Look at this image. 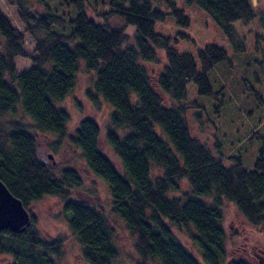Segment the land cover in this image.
Here are the masks:
<instances>
[{"label":"trees","instance_id":"16d2710c","mask_svg":"<svg viewBox=\"0 0 264 264\" xmlns=\"http://www.w3.org/2000/svg\"><path fill=\"white\" fill-rule=\"evenodd\" d=\"M7 1L24 28L13 26L0 10V119L21 105L34 128L56 134L59 143L66 138L68 114L55 102L74 87L81 70L94 75V94L87 93L95 104L99 95L113 107L104 140L120 169L101 149L95 120H79L69 139L87 168L107 183L111 214L135 237L134 264H254L228 252L222 203L230 202L264 231V147L251 169L239 158L229 162L230 156L214 155L190 133L186 112L192 105L180 103L189 81L199 93H213L207 72L226 57L225 48L215 43L198 48V68L190 52L176 51L168 36L156 32L155 21L168 15L189 25L176 0H162L165 9L152 0H107L102 10L87 0ZM184 2L203 9L227 34L235 21L256 15L264 27V8L259 13L248 0ZM36 6L41 13L33 11ZM127 26L132 28L126 33ZM25 35L33 39L32 65L18 72L14 58L25 55ZM157 49L165 64L152 72L146 65L157 63ZM0 181L31 216L21 233L0 230L3 264H58L61 239L42 238L29 209L45 197L61 203L86 262L114 264L120 248L107 214L73 195L82 186L76 169L63 168L57 176L38 159L34 135L19 120H0ZM181 181L188 189H181ZM182 229L198 254L177 237Z\"/></svg>","mask_w":264,"mask_h":264},{"label":"rangeland","instance_id":"374dc122","mask_svg":"<svg viewBox=\"0 0 264 264\" xmlns=\"http://www.w3.org/2000/svg\"><path fill=\"white\" fill-rule=\"evenodd\" d=\"M248 1L257 12L258 9L264 8V0ZM87 3L95 5L98 10L107 7V0H87ZM152 3L165 9L162 0H152ZM176 4L189 16L188 26L175 23L170 15L154 23V30L168 36L170 45L176 51L190 52L199 68L196 58L198 48L206 43H215L226 50V57L215 63L207 72L213 91L211 95L199 93L193 81L186 84V97L180 103L192 105L186 112L190 133L214 155L230 156L229 162L239 158L242 167L251 169L259 149L264 147V27L256 15L247 22L235 21L234 32L227 34L200 7L186 5L184 0H176ZM0 10L13 26L23 30L24 25L17 17L15 6L10 5L7 0H0ZM33 11L41 13L42 8L36 6ZM131 28L127 26L125 32ZM32 49L33 39L25 35V55L14 58L18 72L32 65ZM156 52L157 63L146 65L152 72L165 64L163 52L160 49ZM79 63L82 65L81 60ZM93 80L92 73L81 70L74 87L60 101L55 102L57 107L64 109L68 114L66 138L59 143L56 134L36 130L21 105H18L15 113H7L0 120L2 123L19 120L28 127L35 138L38 159L46 164L54 175L58 176L63 168L76 169L82 178V186L72 191L73 195L99 207L107 214L114 228L115 242L120 248V255L114 260V264H134L138 259L134 248L135 237L121 219L111 214L107 183L87 168L79 148L69 139L79 120H95L100 128L101 149L120 169L119 161L104 140V130L113 107L99 95L96 97L97 104L91 101L87 91L94 94ZM164 100L166 101V98ZM180 187L182 190L188 189L185 181L180 182ZM29 209L35 218V229L42 238L61 239V255L56 259L58 264H89L82 258L81 245L72 234L66 213L56 198L45 197L32 203ZM222 212L228 252L241 254L254 264L264 263V231L250 225L235 206L226 200H223ZM176 232L180 241L186 244L192 253L198 254L197 247L188 238V230ZM5 260L6 258L1 256L0 264Z\"/></svg>","mask_w":264,"mask_h":264},{"label":"water","instance_id":"95a60500","mask_svg":"<svg viewBox=\"0 0 264 264\" xmlns=\"http://www.w3.org/2000/svg\"><path fill=\"white\" fill-rule=\"evenodd\" d=\"M31 222V216L21 200L12 195L0 181V230L23 232Z\"/></svg>","mask_w":264,"mask_h":264},{"label":"flooded vegetation","instance_id":"af4514ba","mask_svg":"<svg viewBox=\"0 0 264 264\" xmlns=\"http://www.w3.org/2000/svg\"><path fill=\"white\" fill-rule=\"evenodd\" d=\"M262 264H264V263L262 262Z\"/></svg>","mask_w":264,"mask_h":264}]
</instances>
